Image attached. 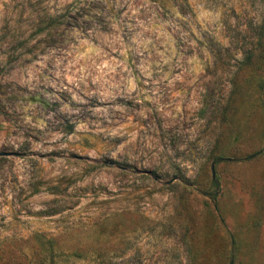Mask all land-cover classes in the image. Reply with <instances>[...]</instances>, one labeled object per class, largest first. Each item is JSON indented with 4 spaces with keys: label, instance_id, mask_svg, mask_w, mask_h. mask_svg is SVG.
Wrapping results in <instances>:
<instances>
[{
    "label": "rangeland",
    "instance_id": "1",
    "mask_svg": "<svg viewBox=\"0 0 264 264\" xmlns=\"http://www.w3.org/2000/svg\"><path fill=\"white\" fill-rule=\"evenodd\" d=\"M0 264H264V0H0Z\"/></svg>",
    "mask_w": 264,
    "mask_h": 264
},
{
    "label": "trees",
    "instance_id": "2",
    "mask_svg": "<svg viewBox=\"0 0 264 264\" xmlns=\"http://www.w3.org/2000/svg\"><path fill=\"white\" fill-rule=\"evenodd\" d=\"M103 1H105V0H103ZM212 187H214L215 190H214L213 195L211 196V199L215 202V200H216V192H217V190L219 188L218 181H217L216 178H213V180H212Z\"/></svg>",
    "mask_w": 264,
    "mask_h": 264
},
{
    "label": "water",
    "instance_id": "3",
    "mask_svg": "<svg viewBox=\"0 0 264 264\" xmlns=\"http://www.w3.org/2000/svg\"><path fill=\"white\" fill-rule=\"evenodd\" d=\"M211 173H212V177H214V175H215V171H214V166H213V164L211 165Z\"/></svg>",
    "mask_w": 264,
    "mask_h": 264
}]
</instances>
